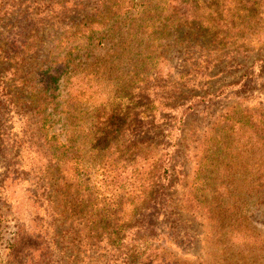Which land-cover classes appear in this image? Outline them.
<instances>
[{"label": "trees", "instance_id": "1", "mask_svg": "<svg viewBox=\"0 0 264 264\" xmlns=\"http://www.w3.org/2000/svg\"><path fill=\"white\" fill-rule=\"evenodd\" d=\"M258 24L264 0H0V263L261 264L248 202L264 205V113L236 101L210 132H183L234 85L198 100L191 84L233 70L229 48L260 40L249 32ZM170 54L181 58L176 80L161 70ZM88 107L90 132H79L75 114ZM159 120L169 122L163 140L140 136ZM241 133L254 156L234 145ZM183 141L195 145L179 207L199 211L209 248L219 246L200 263L183 258L177 227L161 219ZM234 157L257 177L244 210L228 198Z\"/></svg>", "mask_w": 264, "mask_h": 264}, {"label": "rangeland", "instance_id": "2", "mask_svg": "<svg viewBox=\"0 0 264 264\" xmlns=\"http://www.w3.org/2000/svg\"><path fill=\"white\" fill-rule=\"evenodd\" d=\"M263 21V20H262ZM254 38H259L260 40H253L247 45H242L245 41L242 40L240 45L244 46L242 50L239 48H229L233 51V55H236V59L234 62V69L223 75H217L216 72H208L209 75L204 76L194 82L195 84H191L190 88L196 91L198 94V100L201 97L207 94H215L219 92L224 86L229 84L233 87L229 88V95L225 98L219 97L215 99L204 111V108L201 106L197 107L196 112L191 116L189 120H186L187 126L183 129V132L186 133L188 130H193V132H198L199 135L201 132H210V125L213 123L214 119L217 117L219 113H222L224 110H229L230 106L236 101H241L244 106H247L250 111L257 110L258 113H264V26L263 24H258L255 29L249 31ZM239 35H242L240 33ZM249 36L248 32L247 35ZM169 59H162L161 70L164 73L171 71V80H176L178 78V72L182 70L181 66V58L179 55L173 56V54L167 55ZM217 68L220 65H216ZM243 99V100H241ZM93 100V99H92ZM90 105V102L88 103ZM87 107V106H85ZM88 110L87 114L76 113L78 116L76 118L79 121L80 127H78L79 132H90V128L92 125V119L94 113L90 111V107L85 108ZM146 115V114H143ZM218 121V119H217ZM169 123L167 121H157L154 125L150 126L147 131H143L140 133V136L148 138L149 141L160 142L161 138L163 140V128L164 124ZM61 123H56L54 128H60ZM216 130L211 132H220L217 129V124H214ZM130 132V130H129ZM221 132H227L226 129ZM228 132H232V130H228ZM238 132H242L241 130ZM245 132V131H243ZM217 135V134H216ZM139 134L135 135V138H138ZM237 143L234 145H239L238 150L244 151V154L254 156L255 152L253 147L250 146L251 142L247 143V138L244 133L236 136ZM88 143V142H86ZM89 146V143L87 144ZM194 143H188V141H183V144H179L176 148L177 154V167L175 168V173H177L178 178L174 177L175 180L173 182H177V186L171 190V199H172V207L173 210L165 211L162 210L161 219L166 221L168 224H172L177 227L178 231V243L180 246V252L183 258H192L196 260L198 263L203 261L205 258H209L213 260L216 253L218 252V247L209 248L208 239L206 238L207 230L212 228V225L208 224L209 222L199 217V211L195 209L188 208H180V201L185 200L187 197L188 188L185 187L186 182L192 176V167L193 164H190L187 160V156L185 155V150L188 151L189 147H194ZM162 146V145H161ZM189 146V147H188ZM233 154L232 149L229 151ZM243 154V155H244ZM234 155V154H233ZM220 157V156H219ZM226 160L230 157L227 153L225 157ZM250 168L257 167V160H249ZM215 164V163H214ZM230 165V171H225L224 173L227 175L228 180H231L232 185L238 190L232 192L228 198H232L233 196L238 198V202L242 201V210L246 207V204L243 203L247 200H256V191L253 188L252 190L247 191L245 183L255 182L257 177L254 174V170H248L247 168H243L242 165L245 164L244 159H236L235 157L228 162ZM223 165L220 166L222 168ZM211 169L216 172V168L213 165L210 166ZM4 171V167L0 160V179L1 172ZM262 169L260 173H262ZM180 173V174H179ZM179 174V175H178ZM182 174V175H181ZM173 179V178H172ZM255 180V181H254ZM258 184V183H257ZM187 186V185H186ZM1 202V201H0ZM1 204V203H0ZM185 204V203H184ZM249 215L252 220V225L256 228L257 235H260L264 241V205H261L256 201V203L252 204V201H249ZM3 209H5L3 207ZM2 209V210H3ZM243 212V211H242ZM12 221L7 219L3 222L4 227L3 231L5 232V236L7 237V233L12 230L13 223ZM180 241V242H179ZM3 245L0 246V259H3L4 254ZM209 252V253H208ZM258 252H261L258 250ZM263 258L261 259V264H264V251L262 252ZM215 263V259L213 260ZM3 264V263H0Z\"/></svg>", "mask_w": 264, "mask_h": 264}]
</instances>
